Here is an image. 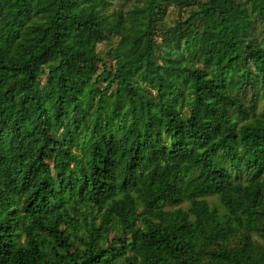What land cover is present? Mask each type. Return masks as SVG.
Returning a JSON list of instances; mask_svg holds the SVG:
<instances>
[{
    "label": "trees",
    "instance_id": "1",
    "mask_svg": "<svg viewBox=\"0 0 264 264\" xmlns=\"http://www.w3.org/2000/svg\"><path fill=\"white\" fill-rule=\"evenodd\" d=\"M112 6L0 0V264H264V0Z\"/></svg>",
    "mask_w": 264,
    "mask_h": 264
},
{
    "label": "rangeland",
    "instance_id": "2",
    "mask_svg": "<svg viewBox=\"0 0 264 264\" xmlns=\"http://www.w3.org/2000/svg\"><path fill=\"white\" fill-rule=\"evenodd\" d=\"M133 1L134 0H113L112 9L120 6H125V8H128L132 5ZM187 17H188V13L186 11L180 13L178 10L174 8H169L165 16L166 23L168 26H171L174 22H177L181 18L186 19ZM113 43H114V38L109 34H105L104 42L99 45V51L104 53L106 62L112 64L114 62L113 61L111 62L109 52Z\"/></svg>",
    "mask_w": 264,
    "mask_h": 264
}]
</instances>
